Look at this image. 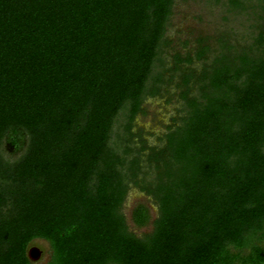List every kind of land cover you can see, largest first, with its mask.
<instances>
[{
    "label": "trees",
    "instance_id": "1",
    "mask_svg": "<svg viewBox=\"0 0 264 264\" xmlns=\"http://www.w3.org/2000/svg\"><path fill=\"white\" fill-rule=\"evenodd\" d=\"M175 2L0 0V264H34L35 239L46 264H264V0L250 48L224 42L207 63L202 36L174 55L186 115L164 147L132 146L161 93ZM196 59L199 73L184 66ZM132 185L158 205L155 218L133 208L137 227L153 225L142 235L124 211Z\"/></svg>",
    "mask_w": 264,
    "mask_h": 264
},
{
    "label": "rangeland",
    "instance_id": "2",
    "mask_svg": "<svg viewBox=\"0 0 264 264\" xmlns=\"http://www.w3.org/2000/svg\"><path fill=\"white\" fill-rule=\"evenodd\" d=\"M245 1L248 4L247 10L232 11L229 8L228 0H176L174 13L167 31L170 44L164 47L165 51L162 55L164 62L158 63L155 68V72H161L164 78V82L161 83V93L155 96H147L143 106L144 112H141L134 122L133 132L136 136L132 146L141 147L143 140L148 147H154L157 150L164 147L168 127L176 123L181 124L182 117L186 115L187 106L181 95L183 89L180 86L181 72L173 70L176 53H180L184 57L189 53L194 55L199 46L198 38L202 36L207 37V43L211 46V51L205 60L207 63L211 62L213 57L222 49L224 42L235 45L237 49L252 46L262 29L263 23L257 15L260 11L258 0ZM184 66H190L189 68L199 73L203 68V60L196 59L193 64H185ZM200 91L196 84L191 94L199 95ZM123 122H125V118L120 116L115 128L116 132L124 133ZM150 151V149H146L142 152L144 169L139 179L143 182L153 181L156 177L155 165H149L147 161ZM21 154L9 156L4 152L5 157L10 159H16ZM139 202L148 205L152 218L158 214V205L152 196L139 186L132 185L125 202L124 211L130 229L138 235H142L151 231L153 225L151 223L146 227L139 228L134 224L132 211ZM32 246H37L42 251L34 264H46L51 252L49 242L44 239H35Z\"/></svg>",
    "mask_w": 264,
    "mask_h": 264
},
{
    "label": "water",
    "instance_id": "3",
    "mask_svg": "<svg viewBox=\"0 0 264 264\" xmlns=\"http://www.w3.org/2000/svg\"><path fill=\"white\" fill-rule=\"evenodd\" d=\"M41 249L37 246H32L30 249H29V252H28V255H29V258L33 261H36L37 259H39L40 255H41Z\"/></svg>",
    "mask_w": 264,
    "mask_h": 264
}]
</instances>
